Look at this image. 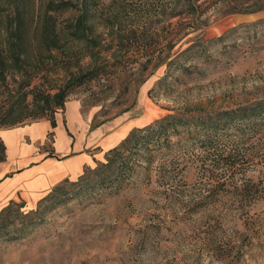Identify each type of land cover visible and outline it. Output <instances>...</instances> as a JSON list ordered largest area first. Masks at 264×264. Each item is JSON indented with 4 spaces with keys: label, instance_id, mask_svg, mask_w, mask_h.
<instances>
[{
    "label": "rangeland",
    "instance_id": "374dc122",
    "mask_svg": "<svg viewBox=\"0 0 264 264\" xmlns=\"http://www.w3.org/2000/svg\"><path fill=\"white\" fill-rule=\"evenodd\" d=\"M13 1L26 7L29 31L49 36L31 37L18 65L0 75V118L20 117L32 87L36 95L63 87L92 128L120 119L122 136L104 153L90 148L87 179L0 208V264H264V115L260 125L237 122L264 100V0H197L194 17L186 0L175 8L172 0H72L58 10V0H0L1 32L15 24ZM81 11L74 32L68 24ZM230 110L232 125L204 164L207 155L195 153L166 161L180 194L162 190L154 171L145 187L97 186L95 165L132 129L172 115L220 121ZM184 130L171 140L191 141L193 126ZM52 142L48 134L46 151ZM219 151L233 161L228 171ZM211 164L213 180L201 167Z\"/></svg>",
    "mask_w": 264,
    "mask_h": 264
},
{
    "label": "trees",
    "instance_id": "16d2710c",
    "mask_svg": "<svg viewBox=\"0 0 264 264\" xmlns=\"http://www.w3.org/2000/svg\"><path fill=\"white\" fill-rule=\"evenodd\" d=\"M178 0H172L174 8L178 4ZM15 3V5H14ZM20 4V9L19 5ZM12 4L15 6L16 19L15 24L6 27L4 32L0 31V75L5 72H9L10 65H18V61L26 54V43L32 37L48 38L49 34L46 31H41L37 35V31H29L25 24V13L26 7L21 1H13ZM261 4L259 7H261ZM73 7L72 0H58L52 6L53 9H66ZM200 5L197 0H186V6L184 11L189 16L194 17L195 10L198 9ZM259 7H248V5H242L239 3L238 9L240 11H255ZM1 8V5H0ZM85 18L82 11L78 14L74 22H70L68 26L77 32L81 28L83 19ZM194 24V23H193ZM31 38V39H32ZM34 39V38H33ZM38 39V40H39ZM37 40V41H38ZM50 49V48H49ZM145 55V54H144ZM143 64L147 66L149 63V57L144 58ZM156 59V57H154ZM30 85L29 82L25 86ZM33 87L28 89L23 93L22 100L26 99V93H32L29 101L25 105V109L29 105L34 106L33 109L25 110L24 107L17 114L20 117H15L12 121H8V115L13 111L9 110L11 113H5L4 116L0 118V127L2 124L8 123L7 126H12L19 123H24L25 120H38L41 118L49 119L51 127L56 125L55 123V112L64 107V102L67 99V91L63 87H58L54 92H41L39 95L33 93ZM254 108L251 110H246L239 112L238 121L244 122L250 120L254 125H260L261 118L264 115V100L259 104L253 105ZM234 111H226V118L220 121H214V119H195L194 117L182 116V115H172L164 116L159 120L155 121L153 124L144 128H134L128 132L127 136L123 138L119 144L111 149H109L108 155L105 157L104 161L98 162L94 169H102V174L100 175L99 182L97 186L105 191H113L121 187L130 186L133 184L134 187H145L149 182L152 172L154 171L158 175V186L162 190L178 192L179 194L183 191L177 190L179 186L174 183L175 175H172L171 168H167L166 161H173L176 155L180 158V163L185 159V157L190 153L195 154H205L207 155L202 160L204 164V159L208 158L210 155V150L213 148L214 153H216V144L218 138L223 134L222 131H227L231 124V115ZM259 121V122H258ZM257 122V123H256ZM193 126L194 134L191 137V141L185 140L184 143L182 139H186V136L180 135L176 142H173L170 138L172 133L183 134L185 128H190ZM52 132L50 131L49 134ZM173 153L172 159L168 160V155ZM226 156V170L228 171L233 166V161H229L230 155L222 154L218 152V156ZM190 160L192 167L195 161ZM4 159V144L0 140V160ZM156 162V164H154ZM217 166L219 165L218 160L214 162ZM206 166V167H205ZM88 167V166H86ZM84 168L81 175L77 179H87L88 176H84ZM202 170L207 173H203V176L207 178L214 179L213 175L217 174L215 172V167L213 165H201ZM200 170V169H199ZM168 172L170 175H168ZM209 173V174H208ZM67 181V180H64ZM76 181L74 180L73 183ZM63 187V181L54 185L47 194L42 196L38 201H42L47 198L57 195ZM50 197V198H49ZM15 203V201H10L6 206ZM23 204V201L22 203Z\"/></svg>",
    "mask_w": 264,
    "mask_h": 264
},
{
    "label": "crops",
    "instance_id": "0c3cea01",
    "mask_svg": "<svg viewBox=\"0 0 264 264\" xmlns=\"http://www.w3.org/2000/svg\"><path fill=\"white\" fill-rule=\"evenodd\" d=\"M54 117V127L46 118L0 127V208L12 200L34 204L54 185L78 178L94 160L90 148L98 146L104 153L110 141L116 143L122 136L117 131L120 119L92 128L75 99H66ZM50 131L53 147L48 152L43 144Z\"/></svg>",
    "mask_w": 264,
    "mask_h": 264
}]
</instances>
